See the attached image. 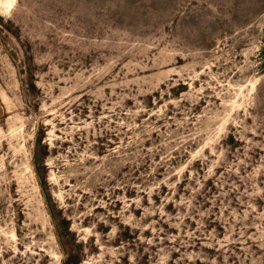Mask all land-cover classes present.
Segmentation results:
<instances>
[{
    "label": "rangeland",
    "instance_id": "374dc122",
    "mask_svg": "<svg viewBox=\"0 0 264 264\" xmlns=\"http://www.w3.org/2000/svg\"><path fill=\"white\" fill-rule=\"evenodd\" d=\"M67 253L264 264V0H0V264Z\"/></svg>",
    "mask_w": 264,
    "mask_h": 264
},
{
    "label": "trees",
    "instance_id": "16d2710c",
    "mask_svg": "<svg viewBox=\"0 0 264 264\" xmlns=\"http://www.w3.org/2000/svg\"><path fill=\"white\" fill-rule=\"evenodd\" d=\"M35 165H36V169H37V173L39 176H41V167L44 168L43 164L39 162L38 160V157L36 156V159H35ZM41 185L44 187L45 184H43V182L41 181ZM67 257L66 259L63 261L62 264H80V260L78 258V256H76L75 254H71V253H67L66 254Z\"/></svg>",
    "mask_w": 264,
    "mask_h": 264
},
{
    "label": "bare ground",
    "instance_id": "6f19581e",
    "mask_svg": "<svg viewBox=\"0 0 264 264\" xmlns=\"http://www.w3.org/2000/svg\"><path fill=\"white\" fill-rule=\"evenodd\" d=\"M8 4H11V2H7Z\"/></svg>",
    "mask_w": 264,
    "mask_h": 264
}]
</instances>
